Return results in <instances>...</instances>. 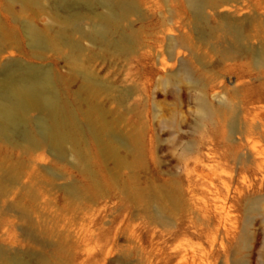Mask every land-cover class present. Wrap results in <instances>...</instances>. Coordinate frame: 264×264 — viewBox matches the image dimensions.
Returning <instances> with one entry per match:
<instances>
[{
    "label": "rangeland",
    "instance_id": "374dc122",
    "mask_svg": "<svg viewBox=\"0 0 264 264\" xmlns=\"http://www.w3.org/2000/svg\"><path fill=\"white\" fill-rule=\"evenodd\" d=\"M108 1L0 0L66 117L0 135V264H264V0Z\"/></svg>",
    "mask_w": 264,
    "mask_h": 264
},
{
    "label": "bare ground",
    "instance_id": "6f19581e",
    "mask_svg": "<svg viewBox=\"0 0 264 264\" xmlns=\"http://www.w3.org/2000/svg\"><path fill=\"white\" fill-rule=\"evenodd\" d=\"M68 5L77 4L80 8L83 0H60ZM190 6L197 12L204 9L206 0H188ZM89 3H87L88 6ZM100 4L108 10V14L101 17L103 22L96 25L87 35L91 40L105 39L109 32V23L119 18L118 7L108 0H100ZM78 23L80 19L77 20ZM82 26H78L81 31ZM83 32V31H82ZM34 44H44V40L37 31L30 33ZM59 98L52 83L50 74L35 66H25L18 62H7L0 72V135L12 136L21 134L31 143L40 138L57 140L60 130L50 119H65V113L60 111ZM37 111L35 120L28 121L29 114ZM16 264L20 259L15 258Z\"/></svg>",
    "mask_w": 264,
    "mask_h": 264
}]
</instances>
